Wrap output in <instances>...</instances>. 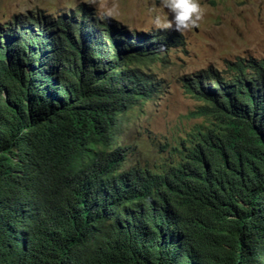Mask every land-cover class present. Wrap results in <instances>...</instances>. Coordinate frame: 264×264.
Instances as JSON below:
<instances>
[{
    "label": "trees",
    "instance_id": "16d2710c",
    "mask_svg": "<svg viewBox=\"0 0 264 264\" xmlns=\"http://www.w3.org/2000/svg\"><path fill=\"white\" fill-rule=\"evenodd\" d=\"M83 4L0 27V264H264V58L189 92L211 125L172 163L125 168L142 65L179 40Z\"/></svg>",
    "mask_w": 264,
    "mask_h": 264
},
{
    "label": "rangeland",
    "instance_id": "374dc122",
    "mask_svg": "<svg viewBox=\"0 0 264 264\" xmlns=\"http://www.w3.org/2000/svg\"><path fill=\"white\" fill-rule=\"evenodd\" d=\"M203 15L196 27L182 34L158 29L151 18L159 13L171 19L160 0H0V27L17 14L42 10L45 14L75 12L83 4L121 23L129 31H167L179 40L161 57L142 65L159 83V92L123 115L115 145L125 147V168H156L172 163L174 147L190 144L197 130L211 125L203 114L205 101L191 94L188 81L198 73L218 72L229 76L241 58H264V0H199Z\"/></svg>",
    "mask_w": 264,
    "mask_h": 264
},
{
    "label": "clouds",
    "instance_id": "9594fccd",
    "mask_svg": "<svg viewBox=\"0 0 264 264\" xmlns=\"http://www.w3.org/2000/svg\"><path fill=\"white\" fill-rule=\"evenodd\" d=\"M160 4L167 9L171 19L155 14L151 23L158 29H172L182 34L185 30L196 27L203 15L199 0H160ZM111 15L112 11L108 10L101 18Z\"/></svg>",
    "mask_w": 264,
    "mask_h": 264
}]
</instances>
